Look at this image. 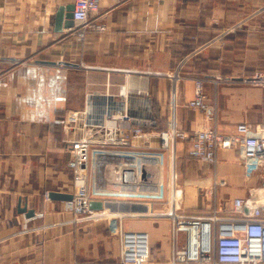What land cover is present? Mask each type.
<instances>
[{
  "label": "crops",
  "instance_id": "0c3cea01",
  "mask_svg": "<svg viewBox=\"0 0 264 264\" xmlns=\"http://www.w3.org/2000/svg\"><path fill=\"white\" fill-rule=\"evenodd\" d=\"M69 3L0 0V264H121V230L148 232L147 264H160L172 252L171 219L156 213L172 208L168 188L160 202L144 197V188L117 193L128 197L80 218L71 199L49 197L73 179L66 146L83 131L68 114L89 97L98 117L126 111L154 119L145 124L151 138L134 139L141 148H158L157 132L172 123L187 131L214 124L237 133L240 123L255 130L264 122V87L243 78L264 71V0H102L105 29H89L84 39L55 30L58 7ZM199 77L216 103L213 122L187 104ZM174 154L161 176L168 183L174 164L180 212L200 213L208 203L202 188L215 179L226 181L215 197L221 207L234 197L247 208L257 202L263 171L248 177L235 149L220 148L208 163L177 141ZM24 204L34 215L20 210Z\"/></svg>",
  "mask_w": 264,
  "mask_h": 264
},
{
  "label": "built area",
  "instance_id": "2783aa9c",
  "mask_svg": "<svg viewBox=\"0 0 264 264\" xmlns=\"http://www.w3.org/2000/svg\"><path fill=\"white\" fill-rule=\"evenodd\" d=\"M72 2L74 24L66 27L67 31L84 39L89 29H105V24L99 21L102 0ZM243 80L264 87V71H257ZM204 82L203 77L195 79V94L187 104L199 109L207 120L213 122L217 107L205 93ZM91 108L88 97L83 109L68 114L69 123L83 131L79 139L66 146L68 167L73 171V179L51 190L72 195L75 217L98 215L97 209L90 208V201L109 200V195H119V189L130 194L132 188H144L143 196L162 198L165 188H168L172 208L156 213L171 219L172 252L160 264H264V122L253 131L247 123H240L237 133L220 132L214 124L187 131L172 123L157 132L160 138L158 148L148 143L141 148L134 139L149 140L152 132L146 129L145 124H155L154 119L129 117L126 111L119 114L108 112L98 117L93 115ZM177 141L184 144L189 156L200 161L213 163L220 148H232L245 162L248 177L253 176L257 169L262 170L261 185L253 190L257 197L255 205L247 208L245 198L234 197L229 207H221L215 197L218 186L225 185L226 181L215 179L212 187L202 188L208 200L206 212H180L183 191L177 184L174 164L168 183L161 176L167 153L171 151L172 158L175 157ZM156 168L160 170V177L150 178L149 175L154 174ZM90 173L93 175V185L90 184ZM135 192L139 193V190ZM120 234L121 264L150 262L148 232L121 230ZM180 234L183 235L181 240Z\"/></svg>",
  "mask_w": 264,
  "mask_h": 264
},
{
  "label": "water",
  "instance_id": "95a60500",
  "mask_svg": "<svg viewBox=\"0 0 264 264\" xmlns=\"http://www.w3.org/2000/svg\"><path fill=\"white\" fill-rule=\"evenodd\" d=\"M73 9H74V3L69 4H61L55 14V30L57 31H63L64 28L70 27L74 24L73 19ZM40 62H50L47 60H42ZM49 197L52 199H72V195L70 193L61 192V191H50L48 193ZM112 201L110 200H104V199H92L89 203L90 208L92 209H102L105 206H111ZM128 208V207H125ZM154 208V206L152 207ZM20 210L27 213V215L31 216L34 215L35 211L34 209H28L26 204L23 206H20Z\"/></svg>",
  "mask_w": 264,
  "mask_h": 264
},
{
  "label": "rangeland",
  "instance_id": "374dc122",
  "mask_svg": "<svg viewBox=\"0 0 264 264\" xmlns=\"http://www.w3.org/2000/svg\"><path fill=\"white\" fill-rule=\"evenodd\" d=\"M90 184L91 185H93L94 184V181H93V175H92V173H90ZM167 188H165V190H166ZM109 199L110 200H116V199H122L123 197H128V196H124V195H116V194H113V195H109ZM145 197V196H144ZM147 199H149V200H152V199H154L156 202H160V201H162L164 198L162 197V198H151V197H148ZM207 204V203H206ZM204 205L202 208H201V211H200V213H198V214H203L204 212H206V210L205 209H207V205ZM203 210V211H202Z\"/></svg>",
  "mask_w": 264,
  "mask_h": 264
},
{
  "label": "bare ground",
  "instance_id": "6f19581e",
  "mask_svg": "<svg viewBox=\"0 0 264 264\" xmlns=\"http://www.w3.org/2000/svg\"><path fill=\"white\" fill-rule=\"evenodd\" d=\"M132 171H133V169H132ZM153 174V173H152ZM149 175V177L151 178V177H155V178H159L160 177V170H158L157 168L154 170V174L153 175ZM114 185V184H113ZM112 185V186H113ZM119 185L120 186H122L120 183H119ZM125 191H122V190H118V193H124Z\"/></svg>",
  "mask_w": 264,
  "mask_h": 264
}]
</instances>
